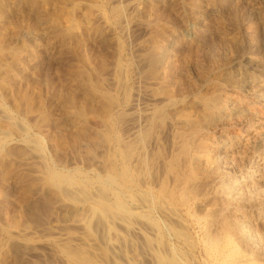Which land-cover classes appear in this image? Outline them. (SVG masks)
Segmentation results:
<instances>
[{
    "label": "rangeland",
    "instance_id": "374dc122",
    "mask_svg": "<svg viewBox=\"0 0 264 264\" xmlns=\"http://www.w3.org/2000/svg\"><path fill=\"white\" fill-rule=\"evenodd\" d=\"M221 1L0 0V264H72L64 255L70 243L85 254L67 252L93 264H206L189 226L167 220L162 201L113 182L111 172L123 164L118 116L135 99L140 109L151 103L137 87L152 96L166 87L159 97L191 106L189 83L209 52L232 73L248 70V55L235 53L242 32L224 15L249 28L262 22L264 0H226L225 12ZM160 47L167 82L151 79L140 61ZM161 128L154 129L158 145L147 148L154 158L169 151L168 128ZM242 166L234 163L230 175ZM254 223L264 252V225ZM22 243L33 249L19 254Z\"/></svg>",
    "mask_w": 264,
    "mask_h": 264
},
{
    "label": "bare ground",
    "instance_id": "6f19581e",
    "mask_svg": "<svg viewBox=\"0 0 264 264\" xmlns=\"http://www.w3.org/2000/svg\"><path fill=\"white\" fill-rule=\"evenodd\" d=\"M220 4L225 12L228 7L227 1L222 0ZM114 11L117 18L122 16V8L115 7ZM224 16L227 26H236L242 32L240 41L235 45V53L238 56L248 55L245 61L248 70L244 74L232 73L229 67L219 64V59L216 60L209 52L208 59L205 58L206 63L199 64L196 81L189 83L192 84L188 91L195 97L191 106H187L183 97H171L172 95L159 97L166 87L159 94H155L158 96H152L147 90L143 92L142 87H137V93L149 96L151 103L140 109L135 99L127 103L124 111L118 116L119 126L124 130L123 138L117 137L123 148V151L121 150L123 164L121 168L114 167L111 180L124 184L130 190L142 191L146 197L162 201L170 212L169 217L166 215L167 220L171 218L174 223L179 222L182 226L184 223L195 232L197 249L205 255L206 264H256L257 262H252L259 257L264 264L261 241L253 228L254 222H261L264 225V16L261 23L249 28L244 26L243 19L241 21L236 14L232 17ZM117 23L119 24V21ZM210 44L208 48L213 51V45ZM165 57V49L156 48L153 52L145 54L143 61L140 60L145 63V67L144 64L139 66L141 69L144 67L149 70L151 79L167 82L164 71L161 72ZM137 93L135 92V97ZM163 126H166L169 132V151L165 158L161 159L160 156L154 158V155H150L152 149L149 154L147 148L153 147V144L158 145L159 135L154 133V129ZM237 162L244 168L233 177L230 173L236 168L232 169V165ZM82 210L76 208L73 211L74 223L79 227L83 226L80 220ZM178 234L180 236V233ZM68 240L64 238L63 241ZM70 244L68 247L65 245L67 250L70 247L71 250L82 254L83 250L80 251L76 246L72 249L73 244ZM11 248H3L4 250L1 248L2 254L6 256ZM16 248L19 254H26L33 249L23 243ZM67 250L64 255L68 262L93 264L85 261L86 256L82 258L78 253L72 254L71 250L68 252ZM249 254L254 256L253 260ZM11 260L12 258L10 262Z\"/></svg>",
    "mask_w": 264,
    "mask_h": 264
}]
</instances>
